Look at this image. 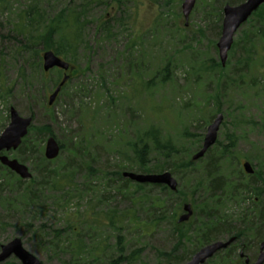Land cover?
I'll return each mask as SVG.
<instances>
[{
  "label": "rangeland",
  "instance_id": "obj_1",
  "mask_svg": "<svg viewBox=\"0 0 264 264\" xmlns=\"http://www.w3.org/2000/svg\"><path fill=\"white\" fill-rule=\"evenodd\" d=\"M97 1L96 8L95 2H89L83 9V0H0V134L9 124L10 107L23 116L32 108V126L49 127L62 146L58 158L48 164L57 175L47 187H40L41 177L34 172L38 165L35 155L31 157L27 150L22 155L18 151L8 154L25 164L32 178L21 182L13 173L0 169V246L19 238L42 264H66L71 254L60 252L64 248L61 242L72 243L71 248L81 244L88 252L82 255L85 264H104L120 254L125 257L122 264H165L163 254L175 247L178 251L174 255L199 249L195 217L179 227L186 233L182 240L174 232L172 217L179 204L208 199L201 190L192 193L204 175L206 156L183 172L165 168L178 183L173 195L167 188L150 186L137 191L133 183L122 188L116 173L135 172L133 146H140V138L151 128L157 129L162 139H170L176 149L185 150L168 165L176 160L188 161L195 150L193 143L202 145L210 118L217 112L223 115V121L211 151L226 148L230 153L221 176L229 178L231 189L215 210L216 217L235 225L242 215L246 216L254 230L260 227L264 235V215L260 217V211L264 214V195L256 196L244 186L238 195L232 191V183L243 181L246 185L244 161L260 174L259 186L264 190V5L259 11L262 21L254 16L239 29L225 66H221L216 27L221 25L227 0H196L187 24L181 15L183 0H134L127 3L134 13L125 10L122 18L127 22H112L109 36L96 22L104 16L105 21H113L119 13L114 2L104 7L101 0ZM31 6L42 17L38 30L35 25L28 29L34 36L63 8L77 12L81 8L85 16L77 47L65 58L73 64L75 73L49 112L42 104H46L62 73L52 70L44 75L41 68L36 69L32 54L20 49V41L25 44L26 40L15 32L17 18ZM68 35L73 39V32ZM166 70L168 77L163 81ZM28 140L44 158L45 141L40 142L32 133ZM147 155L146 169L166 165L154 151ZM60 175L69 177L70 184L65 186ZM25 188L37 193L33 204ZM143 196L163 200L162 213L167 218L155 226L140 225H148L147 218L154 212L144 201L134 204L137 221L124 218L122 214L134 198ZM170 198L175 204L165 212ZM89 205H93L91 216L96 218L116 209L118 224L84 225L79 229L71 216L90 213ZM72 221V227L78 228L75 232L66 228ZM88 221L92 222L91 217ZM56 230L63 232L55 249L49 242L57 244ZM76 232L83 240H77L80 235ZM249 237L248 250L254 251L255 242L252 235ZM212 259L215 261L206 264H217V258Z\"/></svg>",
  "mask_w": 264,
  "mask_h": 264
},
{
  "label": "trees",
  "instance_id": "obj_2",
  "mask_svg": "<svg viewBox=\"0 0 264 264\" xmlns=\"http://www.w3.org/2000/svg\"><path fill=\"white\" fill-rule=\"evenodd\" d=\"M105 6L107 7L109 5V3L114 2V6H115V11L117 13H119L118 15V19L115 18L113 21H105V16L104 17H100L97 20V24L96 26L103 31L106 36L110 35L111 30H113L112 28V22H127L125 20V17L122 18L124 11L126 10V13L130 12L129 11V7L128 4H132L131 0H110V2H104L103 0H101ZM242 0H236V2H239ZM91 2L93 4V2H95L94 8H96V4L100 1L97 0H83V2L81 3L82 8L83 9H87L86 5ZM128 3V4H127ZM234 3V2H233ZM71 9V8H70ZM68 7L63 8L59 13H56V15H54L53 17H50L49 19L46 20V22L44 23V25L42 26V31L40 32L39 35H32L31 32L28 29H31L34 25L36 27V29L38 30V26L41 24V15L40 12L37 11L35 6H31L28 7L23 13H21L19 15V17L17 18L18 23H17V34L22 36L25 40L26 43L23 44L22 41H20V49H22L24 51V49H26L29 53L32 54V58L34 60V65L36 67V69H40L39 65V47L44 48V49H52L54 51V53L58 56H62L63 58H66V54L68 53H72L76 47H77V40H78V36L80 35V32L82 31V20L85 18L84 13H83V9H79V12L75 11V10H70ZM256 16L259 17V21H262V16L258 13ZM69 19L71 20L69 21ZM86 25V24H85ZM84 25V26H85ZM262 28L264 30V20L262 21ZM216 29L218 30L217 32L220 33V25H218L216 27ZM73 32V39L69 38L68 33L69 32ZM262 37L264 36V32L261 34ZM109 38L107 37L106 40H108ZM14 40H17L14 37ZM237 46V45H236ZM168 77V71L166 70L164 75H163V81L166 80V78ZM29 96V95H28ZM29 98H31L29 96ZM42 107L45 109L46 112H49V109L46 107L45 104H42ZM27 115L31 116L33 119L35 118V112L34 110L28 109L27 110ZM214 116H212L210 118V120L213 119ZM34 134L36 139H39L40 142H43L45 140V138L49 135H52L49 127L47 126H42V127H32L30 134ZM29 137L27 139H25L23 141L22 147L18 150V152H20V154L22 155V152L24 153V150H27L29 153H31V157L32 156H36V161L38 163V165H36V170H34V172H37L38 175L41 177V181H39L40 183V187H47V184H52L53 181V177H55V172L54 170L50 169V166L48 164H50L49 162H46V160L42 157L41 154V150H39L38 147H34L32 145H30V141L28 140ZM140 146L138 145H134L133 146V152L135 154V160L134 162H136L134 165L137 167L134 171L135 172H139V173H149V172H162L165 171V168H173L175 170V172L179 171V172H183L186 171L188 169H190L193 166V163L190 160H186V161H179L176 160V162H173V165H168V161L171 160L172 158H176L178 155L177 154H183L185 152V150L182 149H176L174 147V145L170 142V139H162V137H160L159 131L155 128H151L149 129V131H147L145 134H143V136L140 138L139 140ZM232 143H230V147H232ZM193 146L195 148L194 152H196L199 147H200V143L198 145H196L195 143H193ZM149 147V150L147 151ZM33 149L36 150L35 153L33 152ZM61 150H62V146H61ZM215 151H209L208 154L206 155L207 157V162L205 163V167H204V175L202 178H200L197 182L196 185L194 187V190L192 191V193L195 194V192L201 190L205 195H209L208 199L206 200L203 199L200 203H195L192 204L195 214V229H197L198 231L196 232V241H197V246H202L205 244L210 243L211 241H214L222 236H227V237H235L237 241H239V246L230 248L229 250L226 251H222L219 254L216 255L215 258H217V264H242L240 263L239 260V248H240V243L245 244L246 248L248 246V242H249V235H252V241L255 242V247L257 248L258 243L260 241L264 240V235H261V228L259 227L257 231L254 230V225L251 224L249 222V220H245L246 216L242 215V219L240 221H237L236 224H231V223H227L224 222L225 220L219 219L216 216H218L215 213V210H218V208L220 207V203H222L223 199L225 198L226 192L230 191V184L227 185L229 182L227 181L229 178L222 177V171H223V166L225 163V159H226V155L230 154L228 152V150H226V148L223 149H219ZM151 151H154V153L156 155H158L159 158H161V160H163L165 162L166 165H164L162 167V165H157L154 167V170H150V169H146V161H145V156ZM212 152V154H210ZM217 153V154H216ZM214 155H218V157L216 158ZM148 156V155H147ZM232 158V157H231ZM22 159V158H21ZM170 162V161H169ZM45 165V166H44ZM0 169L5 170L4 168H2L0 166ZM63 169V168H62ZM91 169V168H88ZM6 171V170H5ZM53 172L54 175H53ZM91 172H94L91 169ZM59 173V172H58ZM116 173V172H115ZM114 173V176H115ZM241 174V173H240ZM116 176L118 177V181L121 184L122 188H125L128 186V183L130 184L131 181L127 180V179H123L122 178V173L120 174L119 172L116 173ZM60 177L62 179L65 180L66 185L70 184L68 182V178L64 175H60ZM247 178V177H246ZM261 177L260 174L255 172V174L253 176H250L246 179V185H244L243 181H240L238 183V181L234 184L232 183V191L235 192L233 195L237 194L238 195V191L240 192V190L244 189V187L246 188V191H252L256 196H261L264 195V190L261 189V187L259 186V183L261 182ZM58 184V182L56 181L54 183ZM134 189H136L137 191H142L143 187H146L147 185H144L143 187H141V185H136L134 184ZM244 186V187H243ZM150 187H157V188H161V189H166L165 187L162 186H150ZM63 190H65L64 186L62 187ZM25 191L27 192L26 195L29 196L28 199H30L31 203L33 204L34 201L36 200V192L29 189L27 191V189L25 188ZM118 192H120L118 190ZM169 194L173 195V193L169 192ZM219 195V196H217ZM215 197L217 198L218 201L215 202ZM134 198V197H133ZM139 198V197H138ZM134 198L135 200L131 202V206L130 208L125 209V213L123 212L122 216L124 218H128L130 217L132 219V221H137L138 218L136 217V210L134 209V204L139 203L141 201H144L146 203H148L149 207L151 209H154V212L152 213L153 217L147 218L149 219V224H140L142 226H155V224H158L161 220H165L167 218V216L162 213L163 211V206H164V201L161 199H151V198H146V197H142V198ZM264 198V196H263ZM258 200V198H257ZM65 203H67V201H64ZM168 206H166V211L168 212L169 208H172V206L175 204V201L173 200V198H170L169 200H167ZM179 207H177V210H179L180 208V204L178 205ZM90 208V213L89 214H75L72 215L71 218H73L76 222V226L79 227V229L84 226V225H96V226H102L105 224L108 225H113L115 226L116 223V217H115V212H117L116 209H114V211H110V213H104V216L100 217V218H96L95 216L92 217L94 215L93 213V205L92 207L89 205L88 209ZM176 209V208H175ZM175 209L174 214L176 215V211ZM173 214L172 217V222L175 223V215ZM87 215V216H86ZM92 215V216H91ZM131 215V216H130ZM263 213L262 211H260V217H263ZM91 217L92 222H89L88 219ZM72 225H69V227H66L67 230L71 229L72 231L75 232V230H78L77 227H72L74 225L73 221L70 222ZM137 223V222H136ZM138 225V224H137ZM75 226V225H74ZM177 226V225H176ZM174 229V232H176L177 234H179V237L181 238L180 240H182L183 238L186 237V233L184 231H180L179 227H176ZM63 231L60 230H56L54 233V239H56L57 244H55L53 241H50V245H54L55 249L58 247V241L61 242V233ZM77 235H80V232H76ZM77 240H83L82 236H78ZM241 240H243V242H241ZM67 242V240H65ZM61 245H64V248L61 249V253H70L71 256L68 258L66 264H85L82 261V258L84 254H87V250L80 244L78 246H76L75 248H71L72 246H74L72 243H62ZM249 247V246H248ZM195 249H197V247H195ZM178 251V248L175 247V249L171 252V253H164L163 254V259H165V264H172L171 260L176 261L177 263L181 264L183 262H185L186 260H188L190 258V256L195 252L194 251H188V252H184V253H180V255H174L175 252ZM251 253L252 256H254L255 251H249ZM97 263L99 262L98 260H96ZM125 261V257L120 254L117 258H109L108 260H106V262L104 264H122ZM215 259H212L210 262H214ZM86 262V261H85ZM3 264H18L17 261L14 258H10L9 260H7L5 263Z\"/></svg>",
  "mask_w": 264,
  "mask_h": 264
},
{
  "label": "water",
  "instance_id": "obj_3",
  "mask_svg": "<svg viewBox=\"0 0 264 264\" xmlns=\"http://www.w3.org/2000/svg\"><path fill=\"white\" fill-rule=\"evenodd\" d=\"M264 3V0H245L244 3L232 7L226 5L223 9V22L221 35L217 43L218 55L222 65H225L228 51L230 50L233 37L237 30L243 25L248 18ZM195 0H185L182 5L183 16L188 18ZM42 68L44 72H48L53 68H58L63 71L69 69V64L52 51H46L42 56ZM68 80V76H64L61 82L56 86L53 93L48 98V105L51 106L58 96L61 88ZM10 123L7 128L0 135V151L15 150L22 142V139L27 135L28 129L32 123L31 117L20 116L14 108H10ZM223 116L218 114L211 125L208 126L203 140L202 148L193 157L192 161H197L204 156L207 150L213 146L217 139V133L222 123ZM59 154V146L53 137L46 140L44 156L47 160H54ZM0 162L19 175L22 179L31 177L26 166L20 164L16 160H9L7 157H0ZM243 168L247 174H252L253 170L249 163L245 162ZM123 178L129 179L138 184H154L165 185L171 191H176L177 183L169 172L161 174H136L125 172L122 174ZM184 214L178 219V223L188 221L192 216V209L189 204L183 206ZM230 241H217L210 245L201 248L196 252L191 259L184 264H204L208 259L212 258L218 251L223 250L229 246ZM14 257L20 264H41V262L29 251H27L20 239L15 238L0 247V264L7 261L10 257ZM248 263V260H246ZM252 264H264V243L260 245V252L256 260Z\"/></svg>",
  "mask_w": 264,
  "mask_h": 264
},
{
  "label": "flooded vegetation",
  "instance_id": "obj_4",
  "mask_svg": "<svg viewBox=\"0 0 264 264\" xmlns=\"http://www.w3.org/2000/svg\"><path fill=\"white\" fill-rule=\"evenodd\" d=\"M245 0H242V1H239V2H236V0H235V3L233 4V6H236V5H239V4H241V3H243ZM226 239H227V237H226ZM224 240H225V238H224ZM239 241H237L235 238H233L232 239V242H231V244H230V246H229V248H233V247H236V246H239V243H238ZM241 242H243V240H241ZM261 245V244H260ZM260 245H259V247H258V252H257V255H258V253H259V251H260ZM257 249V248H256ZM249 250H248V246H247V248H246V245L245 244H242V243H240V248H239V253L240 254H244V253H249L248 252ZM254 251L256 252V250L254 249ZM242 259V258H241ZM243 261H244V259H242ZM245 264V263H244Z\"/></svg>",
  "mask_w": 264,
  "mask_h": 264
}]
</instances>
